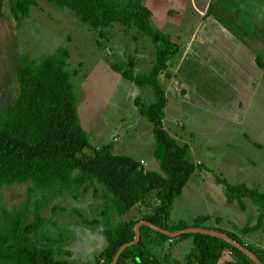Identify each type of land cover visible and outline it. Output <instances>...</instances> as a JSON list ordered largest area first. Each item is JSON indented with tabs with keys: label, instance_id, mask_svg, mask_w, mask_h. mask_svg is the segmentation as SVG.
<instances>
[{
	"label": "rangeland",
	"instance_id": "obj_1",
	"mask_svg": "<svg viewBox=\"0 0 264 264\" xmlns=\"http://www.w3.org/2000/svg\"><path fill=\"white\" fill-rule=\"evenodd\" d=\"M209 1L214 0L143 1L152 10L154 27L168 34L178 46V53L170 60V70H177L189 45H193L196 50L201 47L200 37L205 34L200 32L196 41H192V38L199 27L203 31L206 25L210 13L207 10ZM38 3L28 16L20 20L11 16L12 0H6L4 7L0 8V111L7 109L20 91L17 71L21 68L22 56L29 54L39 59L65 46L71 53L69 69L79 71L73 81L80 91L78 110L90 143L99 146L112 141L116 154L143 159L147 161L144 166L148 170L159 169V161L153 155V149L147 146L137 152L139 148L135 146L137 142L134 130H131L135 119L139 117L135 107L136 97L151 103L154 101L153 89L150 86L141 89L135 83L125 80L120 73L115 74L109 63L128 62L133 58L136 61V72L147 73L154 65L158 46L135 27L127 29L116 23L108 29L107 34L101 36L79 20L70 9L58 7L46 0H38ZM217 4L214 1V9ZM210 16L220 18L219 24L226 26L231 25V17H238L218 13ZM213 31L215 33L211 36L221 35L217 28ZM229 42L227 38L228 48ZM235 57L242 64L241 56L235 53ZM210 58L215 65L216 75L213 77L207 74L205 77L210 89L208 91L203 88L204 95L202 93L195 97L202 102L190 104L175 97L170 93L173 82L164 75L159 77L168 99L165 125L170 133L179 134L182 131L178 142L190 145L191 158L197 166L187 187L174 202L171 223L178 224L183 221L181 218H185L187 223L192 224L196 217L208 215L210 218L205 226L220 225L232 229L246 243L264 250V227L253 233L243 231L250 217L251 225L257 223V206L251 199H246L247 208L244 211L237 202H228L224 191V181L234 185L246 183L264 191V77H256L254 80L253 96L246 99L249 101L237 104L240 91L248 86L247 79H253L249 66V77L243 72L245 79L237 74L235 65L233 68L227 55L224 57L213 53ZM190 64L185 66L186 72L192 71L189 78L194 79L198 88L200 83L197 81V73ZM183 104L184 110L177 112L176 109H180L179 105ZM175 116L179 117L178 121H175ZM140 117L145 124L143 130L147 126L152 133L153 124L147 118ZM75 189L51 193L52 199L44 214L54 220L47 229L53 235L62 231L67 233L70 239L65 248L73 252L72 260L93 264L106 248L107 239L102 224L94 226L87 221H103L104 191L99 186V193L95 196L92 188L85 192L80 187V196L76 198ZM0 195L1 204L9 209L25 202L31 195L42 197L31 182L2 187ZM182 205L185 210H182ZM110 215L113 222L117 223L128 218L130 213L121 216L111 208ZM148 243L164 264L183 263L193 246L191 237L166 240L153 236L148 239Z\"/></svg>",
	"mask_w": 264,
	"mask_h": 264
},
{
	"label": "trees",
	"instance_id": "obj_2",
	"mask_svg": "<svg viewBox=\"0 0 264 264\" xmlns=\"http://www.w3.org/2000/svg\"><path fill=\"white\" fill-rule=\"evenodd\" d=\"M68 8L82 22L103 36L116 23L127 29L135 27L158 46L156 60L147 73H137L136 61L114 64L112 69L139 88L153 89L154 101L136 97L139 113L153 124L156 141L154 156L159 170H148L141 160L114 153V143L94 146L83 127L79 114L80 91L73 81L79 71L69 69L71 53L65 46L41 58L24 54L17 71L20 91L7 109L0 111V188L31 182L42 197L32 195L11 209L1 204L0 195V264H84L72 260L73 252L65 248L69 236L65 231L53 235L47 229L53 217L44 214L52 192L72 191L80 196L103 187L104 209L101 219L88 220L94 226L102 224L107 246L93 264H112L119 249L135 239V226L149 221L157 226L177 231L188 227L219 230L253 251L264 263V250L246 243L235 232L205 226L208 215L198 216L192 224L171 223L175 200L196 172L190 145L181 144L164 126L167 95L159 77L171 79L170 60L178 46L170 36L155 28L152 10L144 0H46ZM6 0H0V8ZM38 0H12V17L20 20L30 14ZM264 72V60L256 57ZM1 98V94H0ZM89 151V152H88ZM227 201L247 208L251 199L258 209L255 225L251 219L243 228L253 233L264 227V191L247 184L224 181ZM128 218L113 222L110 210ZM55 211V209L53 208ZM103 222V223H102ZM153 236L166 240L192 238L193 246L181 264H256L248 255L224 239L209 234H186L177 238L164 235L149 226H141V240L126 248L118 264H164L148 243Z\"/></svg>",
	"mask_w": 264,
	"mask_h": 264
},
{
	"label": "crops",
	"instance_id": "obj_3",
	"mask_svg": "<svg viewBox=\"0 0 264 264\" xmlns=\"http://www.w3.org/2000/svg\"><path fill=\"white\" fill-rule=\"evenodd\" d=\"M214 1L218 2V4L216 5L217 6L216 9H214V6H215ZM214 1L208 2L207 10L210 13L207 12L208 13L207 19L212 13L213 14H217V13L225 14L229 16L237 15L238 17L237 18L231 17L230 19H232L233 21L231 22V25L229 26H226L223 24L220 25L219 24L220 18H217L216 16L215 17L210 16L209 22H207L208 20L206 19V25L203 31H200L202 27H199L198 28L199 30L194 33L193 38H192V41H196L199 33L203 32L205 36L200 37L201 47L198 50L193 49V45L191 46L189 45L186 48L183 56L181 57L177 65L175 76L170 79L171 82H173V85L170 87V93L174 95L175 97H179L180 99H182V101L189 102L190 104L202 102L200 100H196L195 97L196 95H202L203 88L209 91L210 88H208L206 85L208 81L206 80L205 77H207V74L208 76L212 75L213 77L216 75L214 71L215 65L213 61L211 60L210 56L213 53H217L218 55H222L224 57L226 55L228 56L231 64L233 65V68L235 65V69L238 72L237 73L238 75H242L245 79H247L245 77L248 74L247 65L249 66V71L252 72L253 74V79H247L248 86L246 88H243L240 91V100L237 102V104L240 103L242 105L243 102L247 103L249 101L246 99L253 96L252 94L254 91L253 88H255V84H256L254 80L256 79V77H259V79L264 77L263 70L256 63L257 56L262 57V59L264 60V0H214ZM236 22H237V26L234 27L236 25ZM215 28H217V30L219 31L218 33L221 34L223 37H221V35L211 36L212 33H215L213 31V29ZM238 31H240V33H237ZM214 37H217V38H214ZM226 37L230 41L229 48L227 47ZM203 51L208 52V53L204 54ZM235 53L241 56L242 64H240V62H238V60L236 59ZM205 56H207L208 58L206 59ZM190 62L192 63L190 64ZM188 64H190L192 69L196 71L197 73V81L200 83L198 88L196 87L194 79L192 77L189 78V75L192 73V71L186 72L185 66H187ZM114 72L115 74H117L116 71ZM243 72L246 74L245 76L243 75ZM247 76L249 77V75ZM206 95L207 94H205V96ZM179 106H180V109L178 110L176 109V111L180 113L181 111L184 110L185 105L183 104ZM135 107H136V111L139 117L135 119V123L132 124L131 130L132 131L134 130L133 134L137 142L135 146L139 148L136 150L137 152H139L148 146L150 147V149H153V155H154L156 141L153 136V128H152V133H151V129L147 128V126H146V130H143V128H145V124L143 123V120L140 117L142 115L139 113V110L136 104H135ZM97 109H99V107L96 108V110ZM168 110H169V107H168ZM98 113L94 116L95 118L97 117ZM165 119L166 118H164V126L166 127ZM178 119L179 117H176L175 121H178ZM98 121H99V118L95 122L96 125ZM178 131L180 132V130ZM171 134L179 141V138H181V135L183 133L181 131L179 134H173V133ZM117 141H119L118 138H117ZM105 143L107 142L99 144V146ZM182 143L185 144L186 142H182ZM115 151H116V147L114 145V153H116ZM141 161L143 162L144 165L147 164V161L143 159H141ZM203 164L205 163L203 162ZM205 168H207V166H205ZM159 169H160V165H159ZM159 169L157 168L155 170H159ZM245 203H246V199H245ZM185 209H186L185 206L182 205V210H185ZM200 216H203V215H200ZM180 220L188 222L186 221L185 218L184 219L181 218ZM211 227L221 228V229L234 232L232 229H228V228L226 229L220 225H215Z\"/></svg>",
	"mask_w": 264,
	"mask_h": 264
},
{
	"label": "water",
	"instance_id": "obj_4",
	"mask_svg": "<svg viewBox=\"0 0 264 264\" xmlns=\"http://www.w3.org/2000/svg\"><path fill=\"white\" fill-rule=\"evenodd\" d=\"M146 225L149 226L150 228L164 234L167 235L168 237L171 238H177L181 235H186V234H193V233H200V234H209L221 239H224L225 241L229 242L232 246L236 247L237 249L241 250L243 253H245L246 255H248L256 264H264L260 258L253 252L251 251L248 247L242 245L240 242H238L237 240H234L233 238H231L228 234L221 232L219 230H213V229H208V228H204V227H188V228H184V229H180L177 231H170V230H166L163 229L159 226H157L156 224L149 222V221H141L139 222L136 226H135V232H136V236L135 239L131 242L125 243L117 252L112 264H118L119 259L122 255V253L124 252V250L136 243H138L141 240V226Z\"/></svg>",
	"mask_w": 264,
	"mask_h": 264
}]
</instances>
